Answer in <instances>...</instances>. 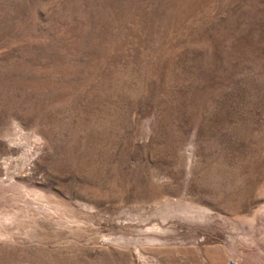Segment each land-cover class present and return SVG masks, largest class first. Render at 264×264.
<instances>
[{
  "label": "rangeland",
  "instance_id": "obj_1",
  "mask_svg": "<svg viewBox=\"0 0 264 264\" xmlns=\"http://www.w3.org/2000/svg\"><path fill=\"white\" fill-rule=\"evenodd\" d=\"M0 264H264V0H0Z\"/></svg>",
  "mask_w": 264,
  "mask_h": 264
}]
</instances>
